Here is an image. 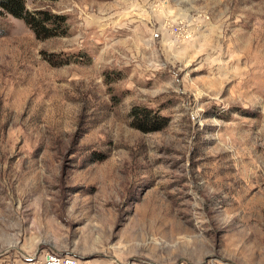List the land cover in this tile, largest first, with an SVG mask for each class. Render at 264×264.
<instances>
[{
	"label": "rangeland",
	"instance_id": "obj_1",
	"mask_svg": "<svg viewBox=\"0 0 264 264\" xmlns=\"http://www.w3.org/2000/svg\"><path fill=\"white\" fill-rule=\"evenodd\" d=\"M25 4L57 28L0 11V264H264V0Z\"/></svg>",
	"mask_w": 264,
	"mask_h": 264
},
{
	"label": "trees",
	"instance_id": "obj_2",
	"mask_svg": "<svg viewBox=\"0 0 264 264\" xmlns=\"http://www.w3.org/2000/svg\"><path fill=\"white\" fill-rule=\"evenodd\" d=\"M0 11L26 22L39 37L50 38L56 33L54 32L56 30L55 28H57L54 26L55 23L54 25H49L52 22L51 18H49L47 14L42 15L38 13L37 16L29 13L26 8L25 0H0ZM138 112L141 111L136 110V117L139 115ZM144 113V122L139 126L140 129L145 132H155L161 130V128H158L157 120H152V116H150L151 113L148 111H145ZM146 120L150 122L147 123L145 122Z\"/></svg>",
	"mask_w": 264,
	"mask_h": 264
},
{
	"label": "built area",
	"instance_id": "obj_3",
	"mask_svg": "<svg viewBox=\"0 0 264 264\" xmlns=\"http://www.w3.org/2000/svg\"><path fill=\"white\" fill-rule=\"evenodd\" d=\"M26 264H79L80 260L71 255L48 253L42 260L27 259Z\"/></svg>",
	"mask_w": 264,
	"mask_h": 264
}]
</instances>
